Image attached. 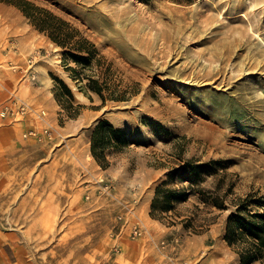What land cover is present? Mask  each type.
<instances>
[{
    "label": "rangeland",
    "instance_id": "374dc122",
    "mask_svg": "<svg viewBox=\"0 0 264 264\" xmlns=\"http://www.w3.org/2000/svg\"><path fill=\"white\" fill-rule=\"evenodd\" d=\"M13 1L0 0V264H239L229 211L203 224L190 197L160 220L149 213L189 159L221 161L233 197L264 195V0H28L95 44L109 80L136 91L119 102L79 91ZM13 99L31 111L2 117ZM101 119L131 140L106 168L88 138Z\"/></svg>",
    "mask_w": 264,
    "mask_h": 264
},
{
    "label": "trees",
    "instance_id": "16d2710c",
    "mask_svg": "<svg viewBox=\"0 0 264 264\" xmlns=\"http://www.w3.org/2000/svg\"><path fill=\"white\" fill-rule=\"evenodd\" d=\"M11 4L21 11L35 30L59 48L65 71L70 73L79 91H91L103 102L126 101L128 92L130 95L136 93H126L116 88L107 75L111 65L105 67V60L95 44L68 21L28 0H14ZM55 80L71 103L74 98L70 88L63 81ZM56 99L59 101L58 95ZM88 138L90 154L103 168L108 166L109 153L131 143L127 133L107 119L98 120L89 131ZM229 176L221 161L183 160L171 168L165 179L156 186L149 215L160 220L163 215L174 211L176 204L184 203L190 197H194L198 203L194 208L203 224L207 218L202 215L208 214L211 209L229 211L224 239L237 255L239 264H264V195L250 192L233 197V184ZM208 178H212V184L208 188L203 187ZM195 220V217L185 219L187 223L184 227L193 226ZM196 226L202 225L198 223Z\"/></svg>",
    "mask_w": 264,
    "mask_h": 264
},
{
    "label": "built area",
    "instance_id": "2783aa9c",
    "mask_svg": "<svg viewBox=\"0 0 264 264\" xmlns=\"http://www.w3.org/2000/svg\"><path fill=\"white\" fill-rule=\"evenodd\" d=\"M30 107H28V105H26L25 103H23L22 101H20L19 99H13L9 104H6L3 106V108L1 109V115L2 117H9L12 119H17V118H21L24 115L28 114L30 112ZM44 112H40L38 113V117L41 118L44 115ZM30 136V135H35L36 134L33 131H28L25 133V137L26 136ZM44 136L51 138V133L48 132L47 130L44 131L43 133ZM132 235L133 237H137L141 235V230L139 228H135L132 231Z\"/></svg>",
    "mask_w": 264,
    "mask_h": 264
},
{
    "label": "bare ground",
    "instance_id": "6f19581e",
    "mask_svg": "<svg viewBox=\"0 0 264 264\" xmlns=\"http://www.w3.org/2000/svg\"><path fill=\"white\" fill-rule=\"evenodd\" d=\"M260 7V6H259ZM259 14V13H258ZM248 21V20H247ZM251 26H252V24H251ZM250 35H252V33L250 34ZM228 64H230V63H228ZM229 69V68H228ZM232 69V68H231ZM230 69V70H231ZM238 71V70H237ZM234 72V71H233ZM232 73V72H231ZM205 74V73H204ZM247 74V73H246ZM250 74V73H249ZM242 75V74H241ZM91 157V156H90Z\"/></svg>",
    "mask_w": 264,
    "mask_h": 264
},
{
    "label": "crops",
    "instance_id": "0c3cea01",
    "mask_svg": "<svg viewBox=\"0 0 264 264\" xmlns=\"http://www.w3.org/2000/svg\"><path fill=\"white\" fill-rule=\"evenodd\" d=\"M5 120H7V119H5Z\"/></svg>",
    "mask_w": 264,
    "mask_h": 264
}]
</instances>
